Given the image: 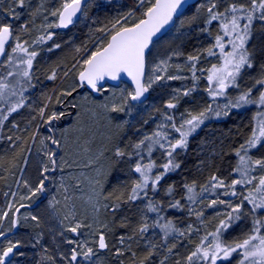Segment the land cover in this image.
I'll return each instance as SVG.
<instances>
[{
    "label": "snow or ice",
    "instance_id": "6c2138e0",
    "mask_svg": "<svg viewBox=\"0 0 264 264\" xmlns=\"http://www.w3.org/2000/svg\"><path fill=\"white\" fill-rule=\"evenodd\" d=\"M106 3L107 0L105 6ZM185 5L197 11L187 20H181V25L190 29L196 25L199 35L207 37L210 43L187 55L176 49L165 59L151 60L158 34L172 24L174 18L187 11ZM92 6H98L97 0H60L59 6L53 8L44 3L33 8L31 0H10L8 8H0V14L4 16L0 20V134L13 114L31 107L26 93L35 87L33 66L40 55L37 49L53 40L55 32L52 29H67L81 17H86ZM25 9H31V19L17 29L15 22L21 19V12ZM37 19L41 20L39 25ZM34 29L39 32L35 38H23L25 35L31 37ZM97 31L107 39L98 40L95 50L77 62L78 68L73 65L77 68L79 86L104 93L110 91L105 87L109 79L116 81L127 77L132 84L130 90L121 89L96 105L106 118H110L111 113L131 111L137 103L144 102L154 86L176 80L190 81V85L173 90L164 105L160 123L151 132L125 148L114 147L111 151L114 158L112 170L105 173L97 168L95 176L86 178L90 194L84 202L91 208L90 214L78 213L74 198L69 194L71 187L79 188L84 180L71 172L73 164L78 165V161L65 158L71 152L67 130L58 131V122L68 116L69 111L55 110L56 104H65L66 109L83 106L66 103L63 99L71 97L75 88L64 90L55 97L45 95L46 102L33 109L35 115L23 129L28 134L26 138L0 135L13 148L19 147L17 157L22 160L14 162L5 171L15 176L12 169L19 165L21 176L15 183L26 189L23 195L13 191L4 193L10 199L0 208V264H14L16 256L24 255L20 249L26 244L39 247L37 264H57L58 261L59 264H101L99 253L110 248L107 237L113 230L108 222L100 219L101 210L114 215L124 204L142 205L137 209L139 219L131 233H121L117 239L120 247L113 246L118 257L130 254V264H148L159 249H166L167 254L159 260V264H166L169 255L178 244L183 246L185 240L191 243V250L175 264H232L234 258L236 264H264V155H254L264 148V63L259 64L256 75H249L245 80L246 74L257 68L256 49L250 48L249 44L257 32L264 34V0H205L198 5L189 4L188 0H136L134 7ZM60 47V44H54L47 51ZM181 56L186 61L184 64L170 63L173 58ZM211 60L215 62L208 63L206 68L200 67ZM170 69L178 74H171ZM57 75L56 68H53L47 79L56 80ZM63 75L66 77L68 71ZM201 78L205 81L204 91L209 102L200 110L185 109L177 116L181 100L198 91ZM230 90H235L236 94L231 95ZM221 99L224 100L222 104ZM249 106H255L257 111L248 125V133L227 151L220 147L211 153L221 159L224 156L235 158L227 176H221L217 170L210 172L202 183L182 180L179 186L175 182L164 185L169 176L182 168L181 153L187 154L191 137L207 121L230 117L233 111ZM34 123L35 130L30 131ZM42 126L46 134L40 131ZM13 129L18 130L19 125L13 123L9 132ZM78 131L83 133L84 129ZM57 149H68V152L62 155ZM157 153L159 162L154 158ZM33 155L36 156L38 175L35 182L30 183L23 174ZM103 156L104 153L100 152L85 167H92ZM126 157L132 161L129 170L136 179L123 191L114 188L105 194L108 176ZM205 166L211 167L202 160L197 167L203 172ZM57 172L61 173L58 178ZM3 179L5 177L0 175V180ZM52 183L57 185L53 191L64 194L66 211L62 215L58 208L61 201L55 195L48 200L46 219L31 212H21L47 200L48 185ZM162 190L163 198H159ZM218 205L223 206L224 212H216L215 227L208 231L205 209L215 210ZM177 209L195 217L197 223L180 227L179 221L166 215L168 210ZM244 221L248 222V228L238 238L231 241L223 238L231 228ZM46 223L51 246L44 243ZM114 226L127 229L129 223L122 219ZM21 228L39 231L31 232L27 240L11 238ZM84 230H87L88 237L82 239ZM150 233L159 239H148ZM193 236L199 237L198 242L191 239ZM169 239L176 242L169 245ZM140 240L144 241L146 250L142 257H137L132 244H138Z\"/></svg>",
    "mask_w": 264,
    "mask_h": 264
},
{
    "label": "rangeland",
    "instance_id": "374dc122",
    "mask_svg": "<svg viewBox=\"0 0 264 264\" xmlns=\"http://www.w3.org/2000/svg\"><path fill=\"white\" fill-rule=\"evenodd\" d=\"M117 1L118 4L131 2V4L136 5V0H107V3H112ZM204 1L200 2L204 3ZM44 3L47 7L53 8L58 7L60 0H31L32 7L34 8L37 4ZM98 6H92L88 9V15L86 17H81L80 22L78 25V30H81L83 28H86V25L91 21L92 15L90 16L91 12L97 9H101L103 6H105V0H97ZM10 4V0H3V7L6 9L8 8ZM134 5V6H135ZM18 11H20L18 9ZM31 9H25L21 12V19L17 22H15L16 26L21 22L20 24L26 22L27 20L31 19L30 16ZM197 9L195 8L193 12H196ZM4 19L3 14H0V20ZM51 19V18H50ZM41 23V20L37 19L36 24L39 25ZM90 24V23H89ZM91 25V24H90ZM92 27V26H91ZM19 29V28H18ZM75 31V29H73ZM71 31L70 33H67L66 30L61 29H52V31L55 32V35L53 37V40L46 42L44 45L41 46L40 49H37L40 52V55L37 56L34 66H33V72L35 71L36 62L39 61L42 58H46L51 54V52H48L47 49L49 47H52V45L57 44V40L60 37L57 36H66V39L69 40V43L79 41L80 38L77 39V35L74 33V31ZM190 31V28L187 26H182L181 21H178L175 27L162 39L156 42L155 47L152 49V56L151 60H159V59H165L170 54L171 51L179 49L181 52L183 51L182 46V40L184 37L188 35ZM39 32L35 29L33 30L31 37L25 35L23 36L24 39H31L35 38L36 35H38ZM69 35V36H68ZM262 33L259 35L257 33L253 36L249 47H254L257 49V40L262 39L261 36ZM107 39L106 35L102 34L99 37H97L94 42L90 46H86V43L83 44L82 49L86 48L85 51L78 56L76 63L74 65H77L78 68V61H82V59L86 58L91 51L95 50V47L97 46V41L103 42ZM69 43L67 45H69ZM56 50V49H55ZM186 55V54H185ZM46 56V57H45ZM186 61L183 56L179 58H173L170 63L172 64H184ZM261 64V61H259ZM258 64V63H257ZM259 65V64H258ZM257 65V68L255 70H250L248 74L245 76V80H248L249 75H256L259 72V66ZM77 68H74L73 66L70 68V73L67 75L65 79H63V87L62 91L64 90H72L73 88H76L79 86L77 82ZM2 71V69H0ZM171 74H178L175 72L174 69L169 70ZM35 74V72H34ZM59 74V73H58ZM186 74V73H183ZM199 74V73H198ZM49 80V79H48ZM202 78L199 82V89L206 87V84H201ZM184 85H190V81L184 80H176V81H169L166 82L163 86H154L153 89H151V97L148 101L136 104V106L128 112L125 113H111L110 118H106L103 112L96 107V105L104 102L105 99H110L112 96V93H119L121 89H131V86L127 83H120L117 86L114 85H105L106 88H109L110 91L100 93L98 96L93 95L88 90L86 91H80L75 93L76 95L69 100V103H78L83 105L82 107L76 109L74 112L70 113L67 117H65V124L61 127L58 126V131L67 130V138H68V144L70 145L71 152L69 153V156H66L65 158H71L74 161H78L77 164H73V168L71 169L72 175L79 177L81 180H84V183L80 185L79 188L71 187L69 194L73 196L74 202L76 205V210L81 215H86L91 213V208L85 204V200L87 199V196L90 194V185L88 183V180L86 178H90L96 175V169L99 168L105 173H108L111 170V165H113L114 158L111 156V151L114 149L116 143L118 142L117 139L124 138L123 144H130L131 142H135L138 139H140L143 134L151 132L156 124L160 123L162 118V113L165 110L164 105L165 103L171 98V95L173 93V90L175 88L182 87ZM195 94V93H194ZM184 98L181 100V104H185L187 107L185 109H191L193 111L200 110L202 107L206 106L208 101V96L206 95L205 91L199 92L198 95H196V104L192 105V99L193 96ZM231 95H235V90H230ZM64 99V98H63ZM221 104L224 103V100L221 99L219 101ZM192 105V106H191ZM191 106V107H190ZM184 109V110H185ZM159 110V111H158ZM172 111V110H169ZM257 111V108L255 106H249L247 109H241L238 111H233L230 117L222 118L218 122V125H215L214 127L219 129V127L224 122H231L232 120H236L243 116L246 120V118L251 119L254 113ZM182 112V111H181ZM177 116L179 114H176ZM216 120V119H214ZM222 120V121H221ZM212 121V120H210ZM147 122V123H145ZM213 122L207 121L204 126H202L201 129H199L190 139L189 144L191 143V140L195 141L197 140V143L195 144V149L197 148L201 155L208 154L210 150H215V144L221 143L222 138L216 136V131L212 128ZM223 127V125H222ZM43 129V126L41 127ZM40 129V131H41ZM78 129H84L83 133L78 131ZM205 131V135L200 138H198L199 135H201V132ZM42 133L46 134L44 131H41ZM229 132V131H228ZM213 134V135H210ZM215 134V135H214ZM136 135V137H134ZM210 136V137H208ZM78 141V142H77ZM201 148L199 149V147ZM121 147V146H119ZM90 148V151H85V149ZM58 151V150H57ZM65 152H68V149H59L60 154H64ZM103 152L104 156L100 157L98 162L93 165L92 167H85V164L90 159H95L96 156ZM183 153H181L182 157ZM256 156L264 155V148H261L258 152L254 153ZM159 162V153L156 154L154 157ZM32 162L34 159V162L36 161V156H32ZM132 161L129 160L127 157L123 159L122 163H119L118 166H125L124 171L122 172V176L129 177L130 182H132L134 179H136V176L129 170L131 166ZM35 164V163H33ZM235 164V161L234 163ZM36 167V164H35ZM37 171V169H35ZM66 175V173H64ZM38 173L32 172V170L27 169L24 174L23 178L28 179L30 183H34L36 179H33V177L37 178ZM57 178L61 175L60 172L55 173ZM228 174H226L227 176ZM21 176V173L19 171L18 178ZM33 176V177H32ZM169 178V177H168ZM167 178V179H168ZM126 179V178H125ZM71 184V181L69 182ZM108 179L107 182L104 185L105 194H107L108 189ZM49 194L48 199L44 200L43 203H39L38 206H36L33 209H22L21 212H31L32 214H38L42 218H47L49 213L48 208V200L52 198L53 195L57 197L61 201L60 205H58V208L60 209L61 215L66 211L64 204L65 201L63 200V193L59 191H53L54 188H57V185L55 183L49 184ZM13 192H18V195H23L26 192V189H24L22 186H18L16 183H14L12 190ZM160 197L163 198V190L160 193ZM24 203H29L28 201H24ZM176 210H168L166 215L170 218L178 217L179 215L175 213ZM216 212H224V208L222 205H218L215 210L213 209H205V223L207 225V230L211 231L216 224V219H214ZM108 213H105L103 209L100 213V219L108 222L110 224V227H112V232L108 235L107 239L110 245V248L107 250H102L99 253L101 264H113L114 254V248L113 246L120 247V245L117 243V239L115 238V229L112 226V221L108 218ZM222 218V216L220 217ZM189 223L196 224L197 221L195 220V217L192 221H189ZM5 226L7 227V221L5 222ZM248 228V222L244 221L239 224L237 227L231 228L228 233L223 237L225 240L231 241L235 238H238L244 231H246ZM44 230L46 233V238L44 243L49 242L47 239V231H48V225L47 223L44 225ZM33 231H39V229H28V228H21L16 232V235L11 237L13 239L16 238H22L27 240L30 236V233ZM88 233L87 230H84V236L81 238H87ZM148 239H159L158 236L150 233L148 235ZM192 240H195L198 242L199 237L193 236L191 238ZM174 241V240H173ZM176 242V241H174ZM133 246H136L137 248H145L144 241L140 240L138 244L134 242L132 244ZM170 245V244H169ZM37 249V247H35ZM34 247L27 246V244L24 246L23 250L21 252L24 253L22 256H16L14 258V264H23L26 261V258L31 256ZM191 250V243L190 242H184L183 246L178 244L177 249L174 250L173 254L169 255V259L166 262V264H175V261L177 259H181L187 254L188 251ZM167 254L166 249H159L156 255H154V259L148 261L149 264H159V260L163 258V256ZM116 260V259H115ZM118 260V259H117ZM24 261V262H23ZM59 264V261L57 262ZM232 264H236L235 258L232 260Z\"/></svg>",
    "mask_w": 264,
    "mask_h": 264
},
{
    "label": "trees",
    "instance_id": "16d2710c",
    "mask_svg": "<svg viewBox=\"0 0 264 264\" xmlns=\"http://www.w3.org/2000/svg\"><path fill=\"white\" fill-rule=\"evenodd\" d=\"M202 1L204 0H200L196 4L198 5ZM134 5L131 4V2H127V3L121 2L120 4H118V2L115 1L106 4V6H103L101 9L92 11L90 16L92 15L93 17L89 22L91 25L88 23L86 25V28L78 30V27L76 25L79 24L80 22L79 20V22L76 25L66 30L67 33H70L73 29H75V31L74 30L73 31L77 35V39L80 38L79 41L71 42L70 44L69 40L66 39V36H62V35L57 36L60 37L57 40V44H60L61 47L56 50H53L48 57L45 56L46 57L45 59L42 58L36 62L37 65L35 67V71H34L35 74L33 79V84L35 85V87L29 89V91L26 93V95L28 96V100L31 104V107H25L19 110L17 113L13 114V116L10 117L9 122L6 123L3 133L0 135L2 136L19 135V136H24L26 138L28 134L25 133L23 129L26 127L27 121L31 119L33 115H35L33 109H38L46 102L44 99L45 95H51L55 97L60 92H62L63 81H64L63 79L67 77L63 75V72L68 71V74L70 73L71 71L70 68L76 63L78 56L81 55L86 49V48L82 49L83 44L86 43V46H90L97 37L103 34L98 32L97 29L101 28L105 24H108L109 21L112 20L113 18L122 16L130 8L134 7ZM194 9H195L194 7L188 8L187 11L183 14L181 18H179L178 21L187 20V18L191 17L193 14L196 13L193 12ZM18 23L20 25L21 22ZM15 27L18 29L19 28L18 24ZM189 33H191V35H189ZM189 33L186 37L183 38L182 46H181L183 50L182 52L185 53L186 55L188 53L193 52L195 48L201 46L206 47L210 43L207 37L199 35V33L196 31V25L192 26ZM260 34L261 33H259V35ZM261 36H263L261 37L262 39L257 40L256 43L258 47L256 49L255 60L258 64H260L259 61H261V63H264V34H262ZM68 43L69 45H67ZM77 49H79V51H77ZM214 62L215 60H211L209 62L202 63L200 67L206 68L208 66V63H214ZM53 68H56L57 73H59L57 75V79L48 80L47 77L51 74V70ZM201 84H205L203 78ZM77 88L78 87H76L75 89ZM202 91L204 90L200 88L198 89V91L195 92L191 103L192 105H195L196 102H198L196 101L195 97L196 95H198L199 92ZM75 93H73L70 99H72L76 95ZM64 99L68 101L67 103H69L70 99L68 100V97ZM61 105L62 104H56L55 110L62 111L63 109H61ZM186 107L187 106L185 104H181L176 114H179V112L184 111ZM75 110L76 109H71L70 107L68 108V111L70 113L74 112ZM250 121L251 119L246 118L245 120V118L241 116L236 120L235 119L232 120V123L224 122L222 124L223 127L221 125L218 130L214 126L218 125V122L220 121L214 119L212 121H209L211 123L213 122L211 129L217 130L215 133L217 134L216 136L222 138L221 143L219 144L216 143L214 149L219 150L220 147H224L225 151H227L230 147H234L237 143L240 142L242 135L248 133L249 131L248 125ZM13 123L18 124L19 129L18 130L13 129L12 132H9V129L12 128ZM43 129H41V131H43ZM32 130H35V123L33 124L32 129H30V131ZM204 135H205V131H202L201 135H199L198 138L201 139V137ZM134 137H136V135ZM124 140H125L124 138L117 139L118 142L116 143V145L121 146V148H125V146L133 143L131 142L130 144L128 143L124 145L123 144ZM29 143L31 142L29 141ZM196 143L197 140L195 141L191 140L187 154L185 155L183 153L182 157H180L184 161L182 168L177 173L169 176V178L163 182L165 186L172 182H175L179 186L182 180H187V181L197 180L198 182L202 183L210 172L217 170H219V174L221 176H226V174H228L230 166L233 165L235 161L234 157L224 156L222 159L213 157L211 155L213 150L208 151L209 155L208 154L201 155L199 150L197 148L195 149ZM200 148L201 146L199 147V149ZM18 151H19V147L13 148L6 139L0 138V175H3L5 177V179L0 180V208H2L8 202V199H10V197L6 198L4 196V193L12 190L13 185L18 178L19 165L16 168L12 169V171L15 172V176L10 175L5 171V169L11 168L14 162L18 160H22V157H17ZM202 160L205 161L206 164L211 165V167L205 166L203 172H201L197 167L199 162ZM33 163H35L34 159L27 169L32 170L33 174L34 173L36 174L37 173V171L35 170L36 167L35 164ZM118 165L119 164L116 165V170L112 171V174L108 176V186H107L108 192H111L114 188H119L120 190L123 191L126 185L131 184L129 177H125L126 178L125 179L124 176H122V172L124 171L125 166H118ZM112 166L113 165H111V170H112ZM33 179H36V177H33ZM138 207H142V205L124 204L122 205L121 210L116 212L114 215L108 213L109 215L108 218L110 219V221H112V226L116 231L115 233L116 239L121 233H128V234L131 233L132 228L136 225L139 219V212L137 210ZM171 211L173 212V210ZM175 213L176 215L178 214L179 216L178 217L174 216L173 219L180 222L179 224L180 227H184L186 224H189V221H192L194 218L187 216L185 212H182L181 210L178 209L175 211ZM122 219H126L128 221L129 227L127 229L114 226V225H118ZM185 241L187 242V240ZM46 243H48L51 246V241ZM172 243H174L173 239H169L168 244L171 245ZM23 248L24 247H22L21 250H23ZM145 250H146L145 248H137L136 246L132 245V251H135L137 253V257H142L145 254ZM39 254H40L39 247H37V249L36 248L33 249L31 256L30 257L28 256L26 258L28 262L26 261L25 263L23 261L24 262L23 264H37V259ZM114 258L116 260L113 259L114 262L113 264H130V260L132 259V257L128 253L120 257L115 255Z\"/></svg>",
    "mask_w": 264,
    "mask_h": 264
},
{
    "label": "water",
    "instance_id": "95a60500",
    "mask_svg": "<svg viewBox=\"0 0 264 264\" xmlns=\"http://www.w3.org/2000/svg\"><path fill=\"white\" fill-rule=\"evenodd\" d=\"M199 1H200V0H188V3H189V4H195V3L199 2ZM185 7L188 8L187 5H185ZM0 8H1V0H0ZM184 13H185V11L183 12V14H184ZM181 16H182V15H181ZM181 16H179V18H180ZM179 18H174V22H173L172 24L166 26L165 29H163V30L161 31V33L158 34V37L156 38V41H158L159 39L163 38V37H164V36H165V35H166V34H167V33H168V32H169V31H170V30L176 25L177 20H178ZM76 23H77V22H76ZM76 23H74L73 25L69 26L68 28L74 26ZM68 28H67V29H68ZM62 30H66V29H62ZM77 79H78V77H77ZM121 82H125V83L129 84V85L132 87V84H131L130 78H127V77H124L122 80H116V81L109 79V80H107V81L105 82V85H106V84H110V85L117 86V85H119ZM78 84H79V83H78ZM84 89H88V90L92 91L94 95H99L98 92L93 91L92 89H90V88L87 87V86H84V87H80V86H78V88L76 89L75 92H80V91H83ZM75 92H73V93H75ZM149 97H150V91H149V93L146 94V99L144 100V102L147 101V100L149 99ZM69 98H70V97H68V99H69ZM36 206H37V204H33V206H32L31 208H28V209H33V208H35Z\"/></svg>",
    "mask_w": 264,
    "mask_h": 264
},
{
    "label": "flooded vegetation",
    "instance_id": "af4514ba",
    "mask_svg": "<svg viewBox=\"0 0 264 264\" xmlns=\"http://www.w3.org/2000/svg\"><path fill=\"white\" fill-rule=\"evenodd\" d=\"M1 8H3V0H1ZM65 102L67 103L68 101L65 100ZM61 109H63L62 111H65V110L68 111V108L66 109L65 104H62V105H61ZM69 114H70V112H69ZM66 117H67V116H66ZM64 124H65V118L62 119L60 122H58V126H61V125H64ZM43 131L45 132V128L43 129ZM45 133H46V132H45Z\"/></svg>",
    "mask_w": 264,
    "mask_h": 264
}]
</instances>
